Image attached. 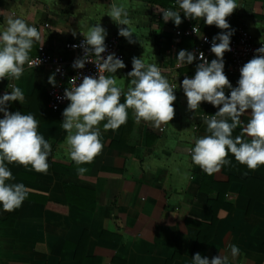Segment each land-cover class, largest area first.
Masks as SVG:
<instances>
[{
  "label": "crops",
  "instance_id": "crops-1",
  "mask_svg": "<svg viewBox=\"0 0 264 264\" xmlns=\"http://www.w3.org/2000/svg\"><path fill=\"white\" fill-rule=\"evenodd\" d=\"M114 3L125 9L134 43L118 35L127 26L107 15ZM238 3L226 18L231 29L244 26L264 42V0ZM157 8L180 11L175 0H0V25L15 15L40 32L30 58L40 47L59 53L84 38L86 25L100 23L106 39L116 35L122 41L125 68L115 73L117 86L126 91L133 57L158 64L177 86L175 115L168 124L136 123L131 109L116 131H103L101 122L103 151L82 165L88 169L84 175H77L62 147L67 106L58 112L49 108L50 90L57 83L53 72L25 68L20 80L0 81V95L8 92L9 83L24 92L23 101L9 102L8 111L32 113L40 122L39 133L51 144L47 173L8 165L14 170L9 182L24 184L29 195L14 211H0V264H192L196 253L209 260L227 255L229 264H264V166L248 170L229 155L232 163L209 176L191 163L194 138L207 134L202 120L218 108L201 102L196 111L188 110L180 85L195 74L196 64L173 72L166 57L174 32L188 29V22L181 13L178 27L171 20L165 23ZM193 22L210 39L224 31L203 19ZM195 43L193 38L181 40L184 48ZM215 58L213 54L209 62ZM224 63L227 76L226 53ZM249 118L247 113L241 117L233 137ZM231 244L240 248L235 260Z\"/></svg>",
  "mask_w": 264,
  "mask_h": 264
},
{
  "label": "clouds",
  "instance_id": "clouds-1",
  "mask_svg": "<svg viewBox=\"0 0 264 264\" xmlns=\"http://www.w3.org/2000/svg\"><path fill=\"white\" fill-rule=\"evenodd\" d=\"M175 5L180 11L157 8L165 23L171 20L178 27L183 13L186 19H203L204 24L224 30L212 38L210 51L216 58L209 62L203 52L199 53L201 62L196 65L195 74L185 77L180 85L187 98L188 110L196 111L201 102L218 108L214 115L202 120L207 134L194 138L189 149L191 163L209 176L232 163L227 158L229 155L248 170L264 166V46L256 49L253 58L239 69L237 86L233 87L224 73V54L231 51L235 29H231L226 18L240 6L238 0H175ZM107 15L117 25L127 26L119 28L118 35L134 43L124 7L114 3ZM81 34L84 40L79 46L84 54L74 60L72 67L83 69L86 62L93 61L98 75L83 76L78 85L79 77H74L62 97L69 101L62 113L61 126L66 133L62 147L66 157L75 164L77 175H84L88 169L82 165L91 164L103 151L101 122H104L103 131H116L127 122L131 109L136 123L150 122L159 128L175 115L174 90L177 89L158 64L133 57L132 71L128 73L130 83L125 91L117 86L115 78L117 70L125 68L124 62L115 53L106 58L101 55L106 52V30L100 23L88 24ZM40 39L38 29L19 16H9L5 24L0 25V81L5 78L20 80L25 64L31 66L30 53ZM175 58L176 66L180 67L191 65L197 56L182 49ZM49 83L55 85V79L50 77ZM226 89L230 90L228 95H225ZM23 99L24 92L18 86L0 95V113H3L0 118V211L4 212L21 207L29 195L24 184L9 182L14 178L8 165L30 166L38 173H47L49 169L51 144L39 133L40 122L32 113L8 111L9 102L21 103ZM246 113L250 118L241 134L233 137V131ZM228 247L235 260L240 255V248L235 244ZM191 260L192 264H229L227 255H217L209 260L196 253Z\"/></svg>",
  "mask_w": 264,
  "mask_h": 264
},
{
  "label": "built area",
  "instance_id": "built-area-1",
  "mask_svg": "<svg viewBox=\"0 0 264 264\" xmlns=\"http://www.w3.org/2000/svg\"><path fill=\"white\" fill-rule=\"evenodd\" d=\"M188 29L186 30H176L174 32V36L172 38L171 47L166 55L168 60L173 62L171 71L176 72L181 70L183 67L187 65H183L177 67L176 64V55L180 50H187L196 54L197 59L193 62L194 64H198L201 61L199 60V53L203 52L204 57L210 61L213 53L210 51L212 39L209 37L202 35L200 33V28L197 24L193 22L191 19H187ZM46 27V25H45ZM184 37L193 38L196 40L194 47L192 48H184L182 47L181 40ZM84 40V38H79L76 41L71 42L63 51L59 53H54L48 50L46 47H40L38 49L37 55L31 59V66L25 64L26 69H48L53 72L57 79L56 85L50 90L51 100L49 103V108L58 112L63 107L68 106L69 101L63 99L64 90L67 87H71L70 81L74 77H79L76 80L77 85L82 81L83 76H97L98 70L95 62L89 61L86 62L85 67L83 69H74L72 64L74 60L77 58H81L83 56V48L79 45ZM76 47H73V46ZM106 52L101 54L103 57H107L108 54L115 53V55L120 58L122 61L124 60V53L122 48L121 39L113 35L107 39H105ZM264 46V42L256 41L253 36L248 32V30L241 26L239 27L235 35L231 37V51L225 52L229 57V65L227 68V78L233 87L237 86V81L240 76L239 69L249 60L253 58L255 55V50ZM72 54H75L74 57H69ZM59 69V71H57ZM107 75V73H105ZM175 84V83H173ZM12 84L9 83L7 86L8 92L11 91ZM230 90H225V95H228ZM60 97V99H58ZM208 105H211L208 103Z\"/></svg>",
  "mask_w": 264,
  "mask_h": 264
},
{
  "label": "trees",
  "instance_id": "trees-1",
  "mask_svg": "<svg viewBox=\"0 0 264 264\" xmlns=\"http://www.w3.org/2000/svg\"><path fill=\"white\" fill-rule=\"evenodd\" d=\"M168 1L169 0H165V2H166V4H168ZM171 2H173V0H171ZM166 7H168V5L166 6ZM168 9V8H167ZM122 102V101H121ZM15 169V168H14ZM10 170L13 172L14 170H12V167L10 168Z\"/></svg>",
  "mask_w": 264,
  "mask_h": 264
}]
</instances>
